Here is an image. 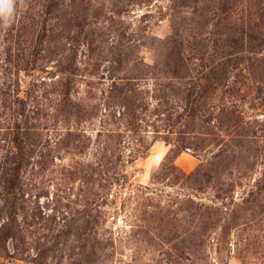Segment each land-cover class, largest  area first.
Listing matches in <instances>:
<instances>
[{"label": "rangeland", "instance_id": "1", "mask_svg": "<svg viewBox=\"0 0 264 264\" xmlns=\"http://www.w3.org/2000/svg\"><path fill=\"white\" fill-rule=\"evenodd\" d=\"M0 264H264V0H0Z\"/></svg>", "mask_w": 264, "mask_h": 264}]
</instances>
